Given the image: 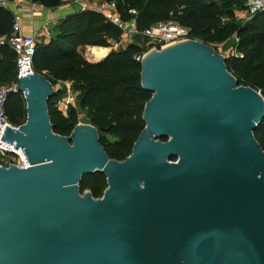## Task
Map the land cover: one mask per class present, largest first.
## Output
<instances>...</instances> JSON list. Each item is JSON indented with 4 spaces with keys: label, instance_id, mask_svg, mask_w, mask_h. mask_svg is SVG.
<instances>
[{
    "label": "water",
    "instance_id": "obj_1",
    "mask_svg": "<svg viewBox=\"0 0 264 264\" xmlns=\"http://www.w3.org/2000/svg\"><path fill=\"white\" fill-rule=\"evenodd\" d=\"M225 59L197 39L148 51L152 97L124 160L93 124L56 133L52 82L20 78L27 118L2 140L29 166L0 167V264H264V90L240 85ZM94 172L108 184L98 198L80 192Z\"/></svg>",
    "mask_w": 264,
    "mask_h": 264
},
{
    "label": "trees",
    "instance_id": "obj_2",
    "mask_svg": "<svg viewBox=\"0 0 264 264\" xmlns=\"http://www.w3.org/2000/svg\"><path fill=\"white\" fill-rule=\"evenodd\" d=\"M46 9H59L74 0H31ZM116 2L124 22H134L139 31L166 22H175L190 30V37L210 45L234 36L237 42L226 55L227 69L240 85L264 90V10L247 20L237 19L236 11L246 8V0H105ZM15 14L0 6V35L11 32ZM47 43H37L34 68L52 82L53 78H72L80 90L79 104L89 110L90 123L100 134V142L110 158L124 160L145 127L143 112L152 92L142 86V65L135 56L143 54L136 43L112 49L124 31L92 9L73 12L60 19ZM90 46L96 62L83 58L77 47ZM16 55L8 46H0V76L16 78ZM101 60V61H100ZM99 61V62H98ZM49 99L48 110L53 129L71 135L78 124L74 107L63 115ZM10 118V116H9ZM27 110L10 118L15 124L26 121ZM264 149V119L254 131ZM111 137V139L109 138ZM167 140L166 137L162 138ZM172 159H175L173 157ZM102 172L85 174L80 192L89 190L95 198L107 188Z\"/></svg>",
    "mask_w": 264,
    "mask_h": 264
},
{
    "label": "built area",
    "instance_id": "obj_3",
    "mask_svg": "<svg viewBox=\"0 0 264 264\" xmlns=\"http://www.w3.org/2000/svg\"><path fill=\"white\" fill-rule=\"evenodd\" d=\"M9 0H0V6L6 7ZM21 2V0H16ZM74 3H81L88 9L95 10L105 15L106 19L123 29L125 35L131 37L142 34L151 40V50H159L180 41L193 39L190 37V30L175 22H166L154 25L143 31H139L134 22H124L117 12L116 2H108L106 6H95L89 0H74ZM247 19L256 13L264 10V0H246ZM20 15H15L11 32L7 35H0V46H8L16 55V78L8 85L0 86V167L16 164L28 167L20 154L22 148H15L2 137L7 127L18 128L21 124L13 123L6 111L8 97L12 93H19V79L34 73V56L36 53L37 39L35 34H28L23 31L20 22ZM145 53L135 56L136 60L141 61ZM23 94V92H22ZM24 95V94H23Z\"/></svg>",
    "mask_w": 264,
    "mask_h": 264
},
{
    "label": "rangeland",
    "instance_id": "obj_4",
    "mask_svg": "<svg viewBox=\"0 0 264 264\" xmlns=\"http://www.w3.org/2000/svg\"><path fill=\"white\" fill-rule=\"evenodd\" d=\"M22 1H24V4H22V6L24 7V11L19 18L21 24L24 22L26 23V25H33L31 19L32 15L38 14L40 16V19H38V24H40L41 26L37 33H35L37 43L49 42L50 38L54 35L55 31H57L56 27L59 24L60 19L58 21L54 20L52 16L48 15L49 9H46L37 3H33L32 1H30L27 4L25 3V0ZM99 1L102 3L105 0ZM9 2L14 3L16 2V0H10ZM70 3L72 4L74 2L72 1ZM236 42L237 40L233 37L225 42L213 44V46L220 53L226 56L227 54H229L231 48ZM129 43H136L142 50H144L145 54L150 51L152 47L151 40L143 36L142 34H137L131 37L129 35H125L124 33L121 40L117 42H112L110 50L122 49L126 47ZM77 50L83 58L87 59L90 62H96L94 60V56L90 51V46L77 47ZM10 83H12V79L9 80L5 77L0 76V86L8 85ZM52 84L54 86L55 91L53 98L54 106L65 116H68L70 108L74 107L78 113V123H90L89 110L81 107L79 104L80 90L78 89V84L76 83V81L70 77L60 79L53 78ZM26 108L27 102L22 92L12 93L9 95L6 105V111L11 119L18 117L19 113L23 110H26ZM12 121L14 122V119ZM109 138L111 139L110 136Z\"/></svg>",
    "mask_w": 264,
    "mask_h": 264
},
{
    "label": "crops",
    "instance_id": "obj_5",
    "mask_svg": "<svg viewBox=\"0 0 264 264\" xmlns=\"http://www.w3.org/2000/svg\"><path fill=\"white\" fill-rule=\"evenodd\" d=\"M30 1L31 0H25V3L28 4ZM89 3H91V5H95V6H106L108 2L107 1H103L101 3L99 0L98 1L89 0ZM22 4H24V1H22V0H21V2H18V3H16V2H14V3L8 2L7 6L5 8H8V9L12 10L15 15H21L23 13V11H24V7L22 6ZM74 4L75 3L71 4L70 2H68L62 8L49 9L48 15L52 16L54 20L58 21L59 19H62L66 15L75 12ZM86 8L88 9L89 7L85 6L84 9H86ZM236 17H237V19L247 20L246 10L244 9V10L236 11ZM31 19H32L33 25H26V23L23 22L22 23V28H23V31L28 33V34H35V33H37V31L40 29V26H41L40 24H38V19H40V16L38 14H33ZM234 38L237 39L235 36H234Z\"/></svg>",
    "mask_w": 264,
    "mask_h": 264
}]
</instances>
